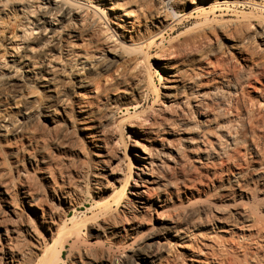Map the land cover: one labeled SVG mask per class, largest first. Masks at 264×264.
<instances>
[{"label":"bare ground","instance_id":"6f19581e","mask_svg":"<svg viewBox=\"0 0 264 264\" xmlns=\"http://www.w3.org/2000/svg\"><path fill=\"white\" fill-rule=\"evenodd\" d=\"M4 3L0 4L6 6L0 10V33L3 17L18 12L20 21L0 45L2 90L13 88L17 92V89L37 86L50 93L48 97L53 104H67L70 98L58 96L64 92L62 81L68 78L73 86L76 84L87 91L101 73L111 71L127 56H135L127 60V66L117 71L113 80L103 85L94 84L97 86L92 92L77 93L73 101L79 129L93 151V211L84 222L88 225L89 240L103 236L131 241V254L122 256L121 262L116 261V264H179L185 259L196 264H215L219 256H216L217 233L213 232L216 227L211 224L214 220L221 222L223 230L231 221L240 222V225L250 223V229H257L254 235L264 240V214H259V210L264 213V203H259V193H264V172L262 168L259 173V168L248 170L243 166L250 162L244 163L248 157L259 166V142L255 140L259 137L251 130L248 134L253 135L247 140L242 136L245 133L250 136L244 132L247 129L239 135L241 115L238 114L243 111L235 114L232 108L225 107L234 99L232 95L237 89L233 79L240 81V75L227 76L208 59L209 53L220 52L221 46L227 44L242 61L249 63V56H244L245 45L255 38L259 40V51L264 50V0H5ZM219 9H229L239 16L237 21L212 26L214 22L209 14ZM196 12L203 17L201 23L187 30V34H179L180 29L194 21ZM164 34L178 35L170 40L158 58V65L166 75L164 92L159 99L156 87L158 98L150 102L145 96L150 86L147 81L150 70L138 56L144 53L142 45L147 40L154 43ZM255 53L256 50L251 52ZM51 104L46 106V111L35 114L55 123L59 108L52 109ZM249 104L251 108L244 107L250 108L245 117L253 127L259 124L256 120L259 112L257 116L254 110L259 109V102L256 106L252 102ZM101 108L108 111L109 125H101L96 117ZM30 114L24 113V118ZM118 115L121 116L120 124L126 125L128 130L126 139H135L136 146L126 174L125 160L102 139L107 126L112 135H118V127L111 124ZM245 120L241 122L244 124ZM244 125L242 127L246 128L247 124ZM2 127L1 131L7 132L8 127ZM123 137L126 135L116 141L113 139V146L116 147ZM223 175H227L226 179ZM52 177L51 173H46L43 179L51 182ZM229 185L232 188L227 190ZM200 186H204L203 190L211 187L209 191L223 204L232 202L234 207L195 206L196 199L192 200L200 199ZM70 188L64 192L52 187L55 193H61L60 205L73 206L70 197L80 186ZM29 190L21 192V200L28 204L40 228L50 233V240L54 242L63 219L55 217L53 210H44L42 202ZM0 194L12 220L18 222L21 218L19 222H23L17 211L18 201L10 197L6 188L2 187ZM183 199H187L186 202ZM252 202L254 205L250 204ZM183 211L186 216L181 219L179 213ZM153 215L154 223L150 225L148 220ZM70 221L76 224V218ZM36 226L29 222L25 231L45 257L42 264L62 263L66 245L43 251L44 241L37 234ZM18 230L13 226L11 230L4 227L0 232L6 247L2 255L4 264L29 263L27 252L20 253L12 247V241L19 236ZM69 235L74 244L83 240L79 229L69 230ZM252 242L257 243L256 240ZM251 243L239 244L242 260L228 259V264H246L252 253L257 263L259 259L262 262L264 254L259 257L258 253H249ZM84 255L86 264H98L91 250H85Z\"/></svg>","mask_w":264,"mask_h":264},{"label":"rangeland","instance_id":"374dc122","mask_svg":"<svg viewBox=\"0 0 264 264\" xmlns=\"http://www.w3.org/2000/svg\"><path fill=\"white\" fill-rule=\"evenodd\" d=\"M4 2L5 0H0L1 5ZM1 5H0V10L4 9L3 7H6ZM209 15L208 16L210 17V19L214 22V24L212 23V26L215 27H219V25L222 24L234 23L237 21L239 17L235 15L233 12L229 11V9L224 11L219 9V11H217L215 14H209ZM193 17L194 18L196 17L194 21L191 22V24H189L188 26H184L182 29H180L179 34L180 33L187 34V30L195 27V25H198V23L200 24L203 19V17H201V15L198 12L194 13ZM2 19L4 20V22L2 27L3 30L0 33V45L6 41V37L10 33H13L16 30V23L20 21V15L17 12L13 16H10L8 18L3 17ZM176 35L178 34H175L174 36H170L169 34H164L162 37L160 36L158 40H154V43L152 40H147L146 43L142 45L143 46L142 50L144 51V53L142 54L144 55L140 54L142 56L139 55L138 58L143 60L146 68L150 70V72L147 73V81L150 82V86L147 87L145 91V96H148L150 98V102H152L153 99L158 98V94L156 92L157 88L160 94L159 99L161 98V94L164 92L162 86L165 83L164 79L166 78V75L163 69L160 68L158 65L159 63L158 58L161 52L164 50V48L169 46L168 44L170 43V40ZM258 45H259V40L257 38L250 40V42L245 45V47L247 48L246 50L247 52L246 53L244 52V56L246 57L249 56V61H248L249 63L242 61L240 56H238L237 54H235V52H233L228 48L227 44L225 45L223 44L221 46L222 49L220 50V52L214 51L209 53L208 59L213 64V67L218 69V71L222 70L223 74L227 76H233L235 75V73L238 74V76L240 75L239 78L240 81L238 80L234 81L233 79V84L237 86V87L235 86V88L237 89V92H235L236 94L232 95V99L233 98L234 99L231 102L227 103L225 107L226 108L230 107V109L232 108L233 110L232 109L231 110L235 112V114H238L239 112L242 113L243 111L242 114H238V116L241 115L239 116L240 117L239 124H240V128L242 129L241 130L238 127L239 129L237 130L239 135H242V133L244 132H247L248 134L252 131L256 132V133L254 132L255 133L254 136L258 135L259 139L257 138V136L256 139L255 138L254 139L259 142V166L256 163H254V161H251L252 158L250 157H248L249 159L247 158L248 161L244 162L247 163L250 161L249 163H247L249 166L247 164L246 165L243 164V166L248 170H251L253 168H259L260 171L259 173H262L264 172V50L259 51ZM255 50L256 53L251 54V52H255ZM253 55L254 57H251L253 59L252 60L250 56ZM133 57L135 56L132 57L127 56V58H125L124 60L119 61V63L116 64V67L111 71L107 73L106 72L101 73L99 77H97L98 78L97 81L94 80L95 79L94 78L93 80L95 83L92 82L91 86L87 88V91L78 88L76 84H74L73 86V81L72 80L69 81L68 78L67 80L65 79L67 83L65 80L62 81V87L64 88V92L62 94L64 95L59 94L58 96L60 99L61 97L63 99L70 98L67 104L59 103V105L62 106H59L58 104L56 105L53 104V102L48 97L50 93H47L46 90H43L42 88H39L37 86H32L30 88L27 89L25 88L22 90L17 89V92L16 89L13 88L11 89L8 88L11 92L5 90L7 88H4V90H2L3 88L0 89V92L1 90L3 92V93L1 92L0 94V193L2 187L4 189L5 188L7 189V191L11 195L10 197L15 198V200L18 201L17 211L18 213H20V216L23 218L22 220L23 222H19L21 221V218L17 220L18 222L13 221L14 218L12 217V215H10L7 212L3 202L2 195L0 194V232H2L1 230L4 231V227L9 230H11L13 226L17 230L21 229L20 231L18 230V232H20L19 236L17 237L18 239L15 238L14 239L15 242L12 241L13 242L12 244L17 246L13 245L12 247L13 249L15 247L16 251L20 250L21 251V252L19 251L20 253L27 252L26 256L29 257L28 264H42L43 263L42 260L45 258V257L43 258L42 252L37 251V248L35 247L37 246V244L34 242V239L29 235H27L28 233H26L25 231V228L29 222L32 223L34 222V226L35 224H37L36 226L38 227L36 228L38 231L37 234H40L39 235L40 239L42 238L41 240L44 241L42 245L43 251L46 248H51V249L52 247L60 248L62 245H66V250L63 252V262L59 264H86L87 259L84 255L85 250H91L95 258L97 257L96 262L98 264H112V263L116 264L122 259V256L123 258H125L126 255L131 254L133 248V244L131 243V241H126V240L119 241V239L115 240L111 237H103V236H94L92 237L91 240H89L88 238L89 229H88V225H86V223L84 222L87 218H89L92 215L91 212L93 211L91 210V207L93 209L92 185L94 184L93 182L94 174L92 170L93 151L90 148V145L86 143L84 139V135L79 129L78 123L76 121L77 117L74 111L75 106L73 104V101L76 100L75 96L77 95V93L92 92V89H95V87L97 86L94 84H98L99 82V84L103 85L105 82H109L113 80L117 71L119 72L122 68L127 66L128 64L127 60ZM249 67L252 68L250 69ZM227 72H229V74H227ZM241 75L243 76L241 77ZM217 80L220 79L218 78ZM12 89L15 90V92ZM65 94L67 95L65 96ZM258 94L261 95L263 99H261L260 96L258 98ZM57 101H59V99ZM251 102L253 105L255 104V106L259 102V109L257 108L254 109L256 110L255 113L257 112L256 113L257 116L259 112V116H258L259 118L256 116L257 117L256 120L257 122L259 121L258 122L259 124L258 125L254 124L256 126V129L254 125H253L254 128L249 125L250 124V122L248 121L249 119L245 117L246 110L251 108L249 104ZM50 104L52 105V109L59 108L58 109L59 115L56 118L55 123H52L51 121L46 120L44 117L35 114L37 111H41V112L46 111L47 110L46 106ZM247 105H249L248 107L250 108L248 107L247 109L244 108ZM43 107H45L44 110L42 109ZM225 107L222 108L224 111L226 109ZM48 108L51 109V107ZM100 111L96 113L98 115L95 114L97 119L99 120V123L105 126L109 125L108 123L110 122H108V117H107L108 111H106L105 108H101ZM24 113L30 114L27 117L29 118L28 120L27 118H24ZM33 116H37L40 118L37 117L35 118ZM120 117H121L120 115L116 116L115 119L111 122V124L114 123V125L118 127V133H117L118 135H112V132H110L107 126L106 127L107 130L105 129V133L102 136V139L104 143L108 144L107 146L109 149L111 150L114 149L116 155H118L119 158L121 157V159L125 160L124 164L126 165V171H125L126 174V172L128 173L129 171L128 169L129 158H134L133 154H134V149H136V146L134 142L135 139L134 140H132V138L126 139L128 135L126 133L128 130L126 129V125L120 124V120H121ZM30 119L31 121H29ZM242 119L243 121L247 119L245 120L244 124L250 126L249 128L247 125L246 128L242 127L244 125L242 123L243 122ZM247 122H249V124ZM8 125L10 126L8 127ZM2 126H5L6 129L8 127L7 132L1 131L3 129ZM18 126L21 127L19 128ZM243 130L246 131L243 132ZM119 131L120 132L122 131L120 134L123 136L126 135V137L121 138L119 144L115 147V145L113 146V141H116L118 140V138L121 137ZM252 135L253 133H251L250 136H247L245 133V135L243 134L242 136H244V138L248 140ZM260 168H262L263 170L262 172ZM247 169H243V170H247ZM46 173H51V175L53 176L52 177L53 181L48 182L45 179H43L44 174ZM223 176L226 179L227 175H223ZM68 179L69 181H67ZM232 181H234V179ZM75 185H79L80 188L78 189L79 191H77L70 197L71 198L70 202L71 204H73V206L71 205L70 207L69 204L60 205V202L58 201V197L59 198L61 197V193L60 192L55 193L52 187L53 188L55 187V190L61 188L64 192H66L71 189L70 187L72 186L75 187ZM202 187L200 186V189L202 190L200 199L199 197H196L192 200L194 201L196 199L194 201L195 206L199 205L198 207H208L210 206L209 204H211V206L213 204L214 205L216 204V206L225 207L227 205V207L229 206V208L234 207V205L231 204L232 202L231 203L227 202L223 204L218 196H215L214 193L209 191L212 189L211 187H208V189L206 188V190H203L204 188ZM228 188L227 190H230V188H232V185L231 187L229 185ZM28 189H31L29 191L32 192V194L35 195V197L38 198L40 202H42L41 204L43 205L42 207L44 210L46 211L53 210L55 217H59L63 219L61 220L63 222L61 224L62 226L61 229L54 236V242L50 240L51 234L45 232L40 228L38 221L30 213L28 204L21 200L22 198L21 192ZM207 198L208 199L212 198V199L211 201L208 200L207 202L205 200ZM186 200L187 199H183V202H186ZM260 202L264 203V193H259V203ZM250 204L254 205L253 202ZM114 208L117 209V206L115 204H114ZM183 212H185L184 215L182 214ZM183 212L179 213V217L181 216L180 217L181 219H183L186 216V211ZM41 214L42 213H40V215ZM259 214L262 216L264 213L262 211L260 212L259 210ZM72 218H76V224L70 221ZM7 220H9V222ZM28 220L30 221L28 222ZM6 221L8 223H6ZM96 222L99 223L100 221H96ZM15 223L19 224L18 227ZM148 223L150 225L154 223V215L150 216ZM239 223L240 222L231 221L230 222L231 225L228 223L230 226L226 227L225 230H223L222 228H220L222 226L221 222H216L215 220L214 222L212 221L211 224H213V226L216 227L213 229V232L217 233L216 234L217 236L215 238L216 244H218L217 245L218 248L216 249L218 254L216 252V256H219L216 257L217 259L215 260L217 264H228L227 261L229 260L233 261L235 258L236 261L239 260L241 257L240 255L241 252H239L238 247L241 245L247 246L253 240H256L257 243L255 244L252 242L251 245H249L250 246V248L248 249L250 250L249 253L250 252L251 253L254 252V254L258 253L259 257L262 254H264V251H262L264 248L263 249L261 248V245H264L262 243L264 240L262 241L261 237L254 235L255 230H257L256 227L250 229L248 227L250 223L241 224V225ZM75 229H79L81 231L83 238V240L81 241L82 243L79 242L77 244L76 243L74 244L73 238L71 237V239H69L71 236L69 235V230H75ZM13 236L15 237V235ZM0 238H1L0 246L2 247V248L0 247V264H4V260H3L4 257L2 255L5 252L6 247L4 246V242L2 244L3 238L1 233H0ZM141 240H143V238ZM83 243L85 245H83ZM230 247L232 248L230 249ZM234 249L235 250L237 249V251H235ZM72 250L73 252H71ZM248 257H249L247 259L248 263L246 264H258L260 262V259L258 263L256 262L257 259L255 258V256L253 257V253ZM240 260H242V258ZM263 260L262 262L264 263ZM262 262H260V264H263ZM179 264H196V262L190 261V259L189 260L185 259L179 261Z\"/></svg>","mask_w":264,"mask_h":264}]
</instances>
